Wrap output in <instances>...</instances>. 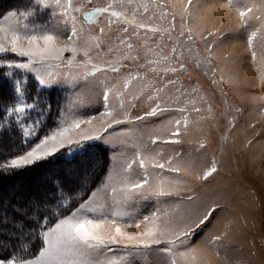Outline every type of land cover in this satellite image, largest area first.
Here are the masks:
<instances>
[{"label": "rangeland", "instance_id": "obj_1", "mask_svg": "<svg viewBox=\"0 0 264 264\" xmlns=\"http://www.w3.org/2000/svg\"><path fill=\"white\" fill-rule=\"evenodd\" d=\"M67 3L61 0V5ZM71 4L80 11L64 14L55 0H45L36 11V0H16L17 7L0 18V27L22 34L46 28L57 35V47L78 49L75 55L65 51L58 61L28 69L7 67L10 62L27 63L28 58L10 51L0 54V65L8 69L14 85L26 84L24 74H31L38 83L37 77L45 81L41 89L57 88L63 97L55 126L43 128L50 108L39 100L25 114L24 123L18 122L24 140L31 143L20 155L73 116L91 120L81 124V131L97 138L65 147L96 142L110 152L103 182L83 208L73 211L99 218L96 234L109 243L67 254L64 264H264V0ZM109 4L111 11L125 15L94 13ZM241 11L247 14V26ZM141 23L151 27H140ZM73 29L76 35L66 38ZM252 32L256 36L249 46ZM113 66L119 71H111ZM24 102L29 103L25 97ZM157 105L164 111L137 119ZM177 120L178 136L173 135ZM169 140L179 142H164ZM157 163L164 169L154 167ZM213 166L216 171L205 179ZM145 177L148 183L134 191L147 198L124 200L123 193L132 192V185ZM160 191L172 194L150 195ZM211 209L215 211L196 228ZM189 229L182 243H170L177 231ZM156 239L160 243H154ZM45 247L44 243L40 251ZM39 253L31 259H38Z\"/></svg>", "mask_w": 264, "mask_h": 264}, {"label": "trees", "instance_id": "obj_2", "mask_svg": "<svg viewBox=\"0 0 264 264\" xmlns=\"http://www.w3.org/2000/svg\"><path fill=\"white\" fill-rule=\"evenodd\" d=\"M15 1L0 0V18L18 6L14 5ZM14 73L22 75L19 71ZM24 75L25 99L48 105L50 115L43 128L55 126L63 104L60 91L41 89L31 74ZM12 78L8 69L0 65V258L19 260L35 257L43 247L36 220L48 216L49 223L54 225L57 215L63 218L72 213L103 182L111 161L106 146L87 142L81 148L65 147L30 166L5 169L3 166L11 158L31 146L24 140L16 117L7 111L18 99ZM39 134L42 136L44 131ZM35 204L39 205L38 209L33 208Z\"/></svg>", "mask_w": 264, "mask_h": 264}, {"label": "snow or ice", "instance_id": "obj_3", "mask_svg": "<svg viewBox=\"0 0 264 264\" xmlns=\"http://www.w3.org/2000/svg\"><path fill=\"white\" fill-rule=\"evenodd\" d=\"M119 3H124V0H117ZM134 0H127V4L131 5ZM45 0H36L37 8L36 11L39 10V6L44 4ZM57 6L62 7V11L66 14L69 10L80 11L79 8L73 9L71 0H68L66 5H61V0H55ZM192 4V0H188V5ZM144 10L147 12L148 7L144 5ZM112 4H109L108 7L95 8L94 13H109L112 17H119L121 15H125L124 13L111 11ZM47 10V8L45 9ZM252 8H248L247 12H252ZM87 15V13H86ZM162 15H165L162 13ZM240 16L244 21V25H248L247 14L244 11L240 12ZM259 19V17H257ZM140 27L148 28L151 27L150 24L141 23ZM155 30V29H153ZM59 32V29H56ZM103 32V29L100 30ZM127 32V28L124 29ZM76 35L75 30L73 29L66 38L72 39ZM212 36V33L208 34ZM256 36V32H252L248 38L249 46L252 45L253 38ZM208 37H204L207 39ZM57 39V35L52 34V32L46 28H41L39 30H25L23 34L21 31L16 28L9 27L4 28L0 27V54L11 52L20 57L28 58L27 63H8V68H17V69H28L31 65L35 63H44L48 60H60L62 54L65 51H72L73 54L78 51L76 47L68 48V47H57L55 41ZM189 40L192 39L191 35L188 37ZM131 47V45H129ZM173 52L176 51L174 48ZM209 51H211V47H209ZM85 56L88 55L87 51H85ZM255 55V53H253ZM72 61H68L71 63ZM150 63H155V61H151ZM98 67V66H95ZM181 69H183V65L181 64ZM111 71L118 72L119 68L113 66ZM171 71H175V69H171ZM39 80L40 85H44L45 81L43 79ZM169 84L174 83V81L169 80ZM24 81H16L14 91L19 97V103L13 105L9 108L8 114L15 116L18 118L19 123H24L26 120V113H30L34 107L36 106V101L33 103H25L24 102ZM127 87V84L125 85ZM105 100H107V95H105ZM151 99V97H150ZM164 111V109L160 108L157 105L156 108H153L150 112H146L145 116H137L138 120H142L147 116H155L157 115V110ZM182 111V110H181ZM199 111V109H196ZM111 115V113H109ZM82 123H91V120L83 121L80 119H76L73 116L70 122H64L63 126L57 127L50 135L41 139L35 146L31 147L30 150L26 151L25 154L18 155L16 158L11 159L10 164L4 165L5 169H19L26 166H30L36 162L41 160H45L50 156H53L56 152H58L61 148H64L66 145H81L85 141H89L92 139H96L97 137H93L81 131ZM186 123V121H185ZM181 124L180 120L176 121V131L173 135L178 136L180 134L179 126ZM69 133H75L80 139H74L73 136L69 135ZM156 141L154 140L153 143ZM165 143H178V140H169L164 141ZM168 164H171V160L167 161ZM141 167H144L143 160H141ZM154 167H158L160 169H164L165 165L163 163H157ZM171 171H178L179 169H170ZM216 169L213 166L209 171L204 173V178L206 179L209 175L215 172ZM148 183L147 177L144 178L143 182H136L132 185V192H124L123 199H146L144 193L135 192V189L143 188L144 184ZM115 192V189L113 190ZM171 192L160 191L154 194L156 197L171 195ZM64 198L61 197V200ZM191 200L192 198L189 197ZM59 207H64L61 203ZM84 206L81 205V208ZM34 209H38L39 205H33ZM23 211V210H21ZM215 209H211L207 215L204 216L203 219L196 224V228H199L201 224L205 223V221L209 218L212 212ZM27 215V213H24ZM53 215H56L53 213ZM147 220L148 218L145 217ZM116 217L113 216V223H115ZM50 217L44 216L40 217L36 220V227L40 230L39 234L42 236L44 243L47 245L42 251L39 253L38 259H24L21 258L17 260L15 257L9 259H0V264H64L63 257L67 254L74 253L80 254L83 253L86 249H94L99 248L101 246H105L108 241H105L101 236L96 234V230L101 226V220L99 218H89L86 214L77 216L75 212L71 215L61 218L60 216H56V222L54 225L49 223ZM22 230V229H21ZM191 229L187 231H177L176 239L174 241H170V243H176L183 241L181 240V236L187 237ZM117 235H122L119 228L115 229ZM154 235V234H153ZM128 239H132L128 237ZM218 239V238H217ZM113 243L115 240L113 239ZM154 243H160L158 239L154 240ZM150 245L144 244L143 247H149ZM182 256H185L184 253H181ZM187 258V257H186ZM194 258V257H193Z\"/></svg>", "mask_w": 264, "mask_h": 264}]
</instances>
